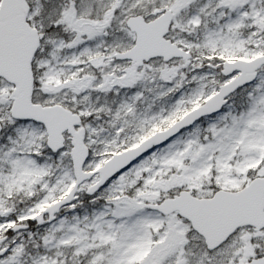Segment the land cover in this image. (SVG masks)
Masks as SVG:
<instances>
[{
    "label": "snow or ice",
    "instance_id": "obj_1",
    "mask_svg": "<svg viewBox=\"0 0 264 264\" xmlns=\"http://www.w3.org/2000/svg\"><path fill=\"white\" fill-rule=\"evenodd\" d=\"M0 264H264V0H0Z\"/></svg>",
    "mask_w": 264,
    "mask_h": 264
}]
</instances>
